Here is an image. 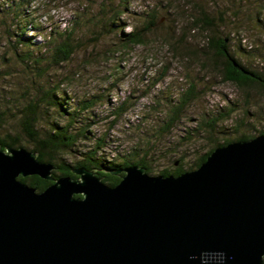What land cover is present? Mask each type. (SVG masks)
<instances>
[{"label": "water", "instance_id": "1", "mask_svg": "<svg viewBox=\"0 0 264 264\" xmlns=\"http://www.w3.org/2000/svg\"><path fill=\"white\" fill-rule=\"evenodd\" d=\"M54 168L0 143V264H264V134L178 176L132 165L110 186ZM29 175L54 183L37 191Z\"/></svg>", "mask_w": 264, "mask_h": 264}, {"label": "rangeland", "instance_id": "2", "mask_svg": "<svg viewBox=\"0 0 264 264\" xmlns=\"http://www.w3.org/2000/svg\"><path fill=\"white\" fill-rule=\"evenodd\" d=\"M120 1L40 0L35 15L46 35L72 27L76 43V51L68 62L53 65L50 54L43 58L45 70L39 69L35 61L27 68L19 65L14 43H7L5 29L9 24L0 22V93L10 94L8 90L16 88L11 100L26 103L38 83L49 80L46 84L63 82L62 88L76 100L98 96L102 101L95 107L97 124L89 129L90 137H107L105 154L109 158L117 153L116 159L149 149L153 175L173 169L181 155L188 168L206 152L215 142L208 137L211 134L207 132V121L214 120V138L221 134L234 136L236 131L258 135L264 129V87L251 85L244 91L225 81L221 71L224 63L210 52H203V48L207 49V33L203 28H192L201 4L218 23L227 25L233 44L242 50L243 60L264 73V0H128V10L119 19L125 31L143 26L147 20L155 25L146 44L124 51L115 43L119 33L112 31L107 16L120 6ZM168 34H183L185 45L201 48L200 53L182 58L172 50ZM192 82L197 87L196 95L175 125L161 131L170 108ZM126 97L134 105L113 126L111 106ZM231 106L234 111L229 110ZM219 114L225 119H214ZM242 118L245 123L239 125ZM189 131L195 132L196 139L183 141ZM146 139L154 144L149 147ZM84 144V148H89L92 143L89 140ZM69 161L74 162L75 158L70 156Z\"/></svg>", "mask_w": 264, "mask_h": 264}, {"label": "trees", "instance_id": "3", "mask_svg": "<svg viewBox=\"0 0 264 264\" xmlns=\"http://www.w3.org/2000/svg\"><path fill=\"white\" fill-rule=\"evenodd\" d=\"M127 3L128 0H121L120 6L124 9H120L119 6L107 14L112 31L119 33V39L115 43L123 51L146 44L148 33L155 25V23L147 20L143 26H134L131 30L125 31L121 27L119 19L120 15H124L128 10ZM38 4H40V0H0V22L4 23L5 26L9 24L8 28L5 29L8 33L7 43L9 45L12 44L11 42L14 43L15 50L13 52L19 60V65L24 64V67L27 68L29 63L35 61V63H39V69L45 70L43 58L50 54V63L53 65L68 62L76 51V43L72 27H66L60 31L55 29L49 36L46 35L44 27L36 20L35 13L39 10ZM199 7V15L194 16L192 28H203L204 32L207 33V49L203 48V52L204 54L210 52L214 58L224 63V68L221 70L223 79L239 85L244 91L251 85L264 87V73L251 68L243 60L242 50L236 49L231 35L226 30L227 25L218 23L215 16L211 15V12L201 4ZM149 16H153V13H149ZM104 26H106V22ZM168 37L171 39L172 50L178 52L182 58L187 55L197 56V53H200L199 49L201 48L185 45L183 34L179 37L172 35ZM2 40H0V47L3 46ZM48 81L38 83V87L35 88L37 92L35 91L26 103L20 104L18 101L11 100L13 98L12 92L16 91V88H10L8 90L10 94L7 91L0 93V143L3 147H25L35 152L39 161L55 166L52 170V175L55 178L70 176L78 179L79 175L74 170L84 167L94 171L105 184L115 186L125 175L124 168L132 165L145 167L146 172L153 175L154 170L148 162L149 149L143 148L145 152L139 154L138 152H131L127 156L116 159L117 153L109 158L105 154L107 137L100 136L97 139L90 137L89 129L97 124L95 122L97 115L94 110L96 105L102 101L101 98L91 96L76 100L69 96L67 89L62 88L63 82L46 84ZM196 93V84L192 82L189 88L181 94L179 100L170 108L169 118L165 121L161 131L169 130L175 125L179 115L184 111L185 106L192 101ZM133 105L134 102L130 101V97H126L117 105L111 106L113 126L130 111ZM229 110L234 111L235 108L231 106ZM214 119L219 121V119L224 120L225 118L223 114H219L215 115ZM243 123L245 121L242 118L239 125ZM205 124L209 127L207 132L211 134L208 136L209 139L215 140L212 146L199 155L190 167H184L183 160L185 157L181 155L175 161L173 169L161 170L158 175L178 176L183 172L199 167L216 147L226 145L230 141L249 140L257 136L250 134V132L236 131L234 136L227 137L221 134L214 138L216 137L213 136L215 131L214 120L207 121ZM189 133L188 136L182 138L183 141L190 142L196 139L195 132L189 131ZM260 134H264V129L258 135ZM89 140L92 143L91 147L84 148V143ZM146 140L149 147L154 144L152 140ZM70 156L75 158L74 162L69 161ZM19 178L26 184L35 187L37 191H43L54 183V181L39 175L20 176ZM79 196L81 195H76V197Z\"/></svg>", "mask_w": 264, "mask_h": 264}]
</instances>
